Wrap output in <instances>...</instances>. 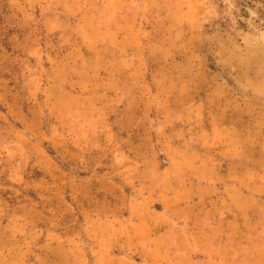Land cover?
<instances>
[{"label": "rangeland", "instance_id": "1", "mask_svg": "<svg viewBox=\"0 0 264 264\" xmlns=\"http://www.w3.org/2000/svg\"><path fill=\"white\" fill-rule=\"evenodd\" d=\"M150 1H128L136 36L102 51L104 67L79 49L93 17L76 6L109 0H0V264H149L130 217L164 212L157 196L182 181L163 174L183 161L168 149L188 125L196 161L212 129L264 143V28L238 24L237 0ZM113 50L133 60L114 67Z\"/></svg>", "mask_w": 264, "mask_h": 264}, {"label": "crops", "instance_id": "2", "mask_svg": "<svg viewBox=\"0 0 264 264\" xmlns=\"http://www.w3.org/2000/svg\"><path fill=\"white\" fill-rule=\"evenodd\" d=\"M109 1L112 7L102 4L92 7V11L88 3L76 6L82 13L79 14L82 22L93 17L85 22L91 30L88 28L86 33L83 31L79 35L80 51L84 52L83 56L91 57L86 61L91 63L94 58L95 62H102L107 67L110 65L100 60L105 56L102 51H109L110 46L116 48L117 42L133 40L139 25L127 5L128 1L139 0ZM144 3L145 6L135 9L136 16L149 9L150 3ZM108 14L109 18L103 19ZM60 27L64 28V25ZM113 51L114 59L107 61H112L114 67L115 63L127 62L126 56L133 60L130 51H125V57L116 56L117 51ZM88 69L90 73L86 74H92L89 65L85 70ZM91 86L94 87L93 83L87 82L78 85L82 92H89ZM188 126L183 133L184 142H180L183 146L179 148L174 143L168 149L169 154L179 155L180 152L183 161L180 165L173 163L171 170H167L169 173L166 174V170L163 173L165 177L180 176L182 181L176 186L165 185L157 196L154 204H161L164 212L154 210L150 212L151 216L146 213L150 219L147 215L132 214L130 219L136 218V223L131 232L125 227L131 238L130 244L141 250L140 257L149 264H168L170 260L181 264L177 263L179 259L187 264H264V143L254 144L231 127L222 128L217 135L212 129L205 139V159L196 161V135ZM217 155L229 161L226 170L216 163ZM222 168L226 173H222ZM107 230L112 234L116 232L110 227ZM99 246L106 253L113 249L112 243ZM195 253L203 258L202 263L194 262L198 257ZM106 256L110 261L107 263L104 259L101 264H141L128 256ZM190 258L192 261H188Z\"/></svg>", "mask_w": 264, "mask_h": 264}, {"label": "trees", "instance_id": "3", "mask_svg": "<svg viewBox=\"0 0 264 264\" xmlns=\"http://www.w3.org/2000/svg\"><path fill=\"white\" fill-rule=\"evenodd\" d=\"M236 5L240 10L238 24L247 29L245 20L252 19L260 27L264 28V0H237ZM255 11L257 19L252 18L250 11Z\"/></svg>", "mask_w": 264, "mask_h": 264}]
</instances>
